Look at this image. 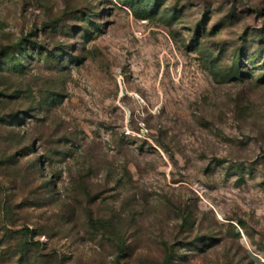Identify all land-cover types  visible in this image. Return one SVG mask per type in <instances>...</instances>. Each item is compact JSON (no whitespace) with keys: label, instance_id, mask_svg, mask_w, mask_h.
<instances>
[{"label":"rangeland","instance_id":"374dc122","mask_svg":"<svg viewBox=\"0 0 264 264\" xmlns=\"http://www.w3.org/2000/svg\"><path fill=\"white\" fill-rule=\"evenodd\" d=\"M263 33L264 0H0V264H264Z\"/></svg>","mask_w":264,"mask_h":264},{"label":"trees","instance_id":"16d2710c","mask_svg":"<svg viewBox=\"0 0 264 264\" xmlns=\"http://www.w3.org/2000/svg\"><path fill=\"white\" fill-rule=\"evenodd\" d=\"M260 38L264 41V33L260 36ZM22 48V49H21ZM21 48H18L20 52L23 51V46H21ZM241 61L240 59L237 60L235 66L233 67V69L231 70V74H232V77L234 80H241V78H244L246 76V74H244V72L242 71V65H239ZM259 81H263L261 79H259ZM21 235H23L24 239H25V243L23 244L22 248H21V251L22 253H25L27 250H29V248L32 246H39L41 244H39V242H34L32 240V237H33V231H31L30 229L28 228H25L23 230H21L19 232ZM118 249H119V258H123L125 256V248L121 243H119V246H118Z\"/></svg>","mask_w":264,"mask_h":264}]
</instances>
